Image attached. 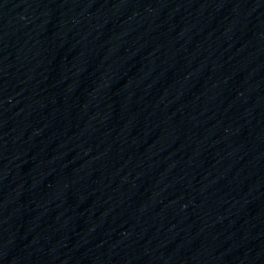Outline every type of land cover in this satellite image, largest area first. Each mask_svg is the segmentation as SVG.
I'll list each match as a JSON object with an SVG mask.
<instances>
[{"label":"water","instance_id":"95a60500","mask_svg":"<svg viewBox=\"0 0 264 264\" xmlns=\"http://www.w3.org/2000/svg\"><path fill=\"white\" fill-rule=\"evenodd\" d=\"M182 108L244 264H264V0H153Z\"/></svg>","mask_w":264,"mask_h":264}]
</instances>
